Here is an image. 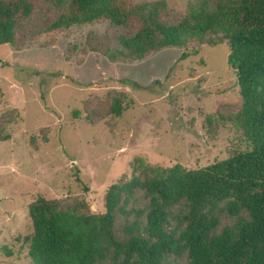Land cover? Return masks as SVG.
Returning <instances> with one entry per match:
<instances>
[{"label": "rangeland", "instance_id": "1", "mask_svg": "<svg viewBox=\"0 0 264 264\" xmlns=\"http://www.w3.org/2000/svg\"><path fill=\"white\" fill-rule=\"evenodd\" d=\"M126 1H164V22L176 24L197 0ZM62 10L36 7L16 43L0 46V264H33L29 206L39 197L102 215L108 189L131 179L138 159L196 170L248 149L234 123L242 98L227 44L162 49L125 63L91 49H116L126 29L108 24L36 42ZM117 98L120 117L111 113ZM136 198L128 209L146 205L143 194ZM233 221L222 218L223 226ZM124 226L119 215V239Z\"/></svg>", "mask_w": 264, "mask_h": 264}, {"label": "trees", "instance_id": "2", "mask_svg": "<svg viewBox=\"0 0 264 264\" xmlns=\"http://www.w3.org/2000/svg\"><path fill=\"white\" fill-rule=\"evenodd\" d=\"M43 6L63 10L36 42L108 24L126 29L116 49H91L120 62L162 49L227 44L242 98L234 123L248 149L196 170L153 168L138 159L133 177L108 189L102 215L39 197L29 206L33 264H264V0H197L176 24L164 22V1L0 0V46L14 45ZM123 111L122 99H115L111 113L120 117ZM138 192L146 205L128 209ZM119 215L125 239L115 232ZM223 217L234 221L223 226Z\"/></svg>", "mask_w": 264, "mask_h": 264}]
</instances>
